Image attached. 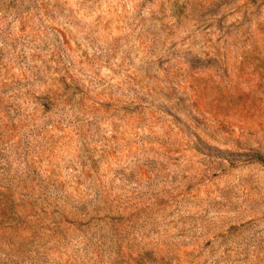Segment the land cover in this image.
Segmentation results:
<instances>
[{
    "label": "rangeland",
    "instance_id": "rangeland-1",
    "mask_svg": "<svg viewBox=\"0 0 264 264\" xmlns=\"http://www.w3.org/2000/svg\"><path fill=\"white\" fill-rule=\"evenodd\" d=\"M0 264H264V0H0Z\"/></svg>",
    "mask_w": 264,
    "mask_h": 264
}]
</instances>
